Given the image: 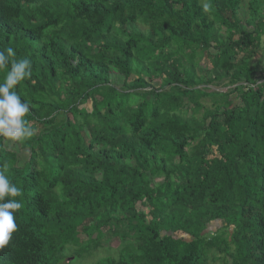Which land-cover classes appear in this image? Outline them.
<instances>
[{"label": "trees", "instance_id": "obj_1", "mask_svg": "<svg viewBox=\"0 0 264 264\" xmlns=\"http://www.w3.org/2000/svg\"><path fill=\"white\" fill-rule=\"evenodd\" d=\"M6 47L38 131L0 137V264H264V0H0Z\"/></svg>", "mask_w": 264, "mask_h": 264}, {"label": "clouds", "instance_id": "obj_2", "mask_svg": "<svg viewBox=\"0 0 264 264\" xmlns=\"http://www.w3.org/2000/svg\"><path fill=\"white\" fill-rule=\"evenodd\" d=\"M7 69L0 83V137L9 141L28 140L37 134L27 119L31 105L22 99L17 86L32 76V62L28 58H16L13 47L0 49V70ZM0 145V150H2ZM9 165L0 164V249L5 248L18 229L17 212L23 204L16 197L22 196V189L10 180Z\"/></svg>", "mask_w": 264, "mask_h": 264}, {"label": "rangeland", "instance_id": "obj_3", "mask_svg": "<svg viewBox=\"0 0 264 264\" xmlns=\"http://www.w3.org/2000/svg\"><path fill=\"white\" fill-rule=\"evenodd\" d=\"M261 55H262V52H259L257 54V57L255 58V61L258 58H260ZM203 62H204V64H207L208 63V59L207 58H204L203 59ZM237 101L238 100L236 99L235 102H237ZM85 106L88 107L89 109H91V104L90 103H87ZM6 142H8V144L10 145L11 148L16 149V150L18 149L17 148V144L15 143V141H9V140L6 139ZM22 152H24V151H22ZM26 153H28V152H26ZM26 153H21L20 154V157H21L22 160H25L26 159ZM138 207H139L140 210H145V211H148L149 210L148 207L143 206L141 203L138 204ZM210 226L211 227H210L209 230H216L219 226H222V223H220V222H217V223L214 222ZM180 235L181 236H185L187 238H191L190 236H188V235H186L184 233H180ZM110 245H113L114 248L109 249L108 247ZM118 245H119V242L118 241H115L113 243L110 242V244H108V243L106 244L105 243V249L99 248L97 250V252H95V254L93 256L86 255L83 258H79L76 255H70L67 260H71V261L68 264H95L101 258H106L108 256L117 255L116 251L113 250V249H115V247L118 246Z\"/></svg>", "mask_w": 264, "mask_h": 264}]
</instances>
